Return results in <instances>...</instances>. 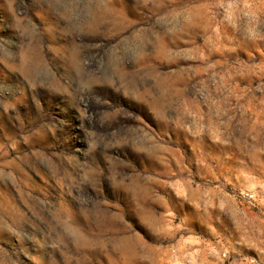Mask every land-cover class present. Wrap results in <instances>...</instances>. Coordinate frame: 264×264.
Here are the masks:
<instances>
[{"label":"rangeland","instance_id":"1","mask_svg":"<svg viewBox=\"0 0 264 264\" xmlns=\"http://www.w3.org/2000/svg\"><path fill=\"white\" fill-rule=\"evenodd\" d=\"M0 264H264V0H0Z\"/></svg>","mask_w":264,"mask_h":264}]
</instances>
